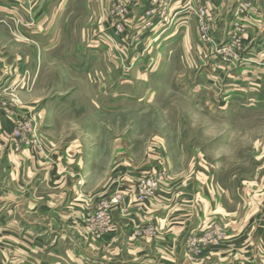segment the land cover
<instances>
[{
  "label": "rangeland",
  "instance_id": "rangeland-1",
  "mask_svg": "<svg viewBox=\"0 0 264 264\" xmlns=\"http://www.w3.org/2000/svg\"><path fill=\"white\" fill-rule=\"evenodd\" d=\"M173 3L0 0V50H12L14 67L28 60L25 76L45 110L58 98L80 103L83 114L66 113L58 127L67 142L90 136L103 166L125 135L141 156L160 147L179 166H207L220 189L263 195L264 91L252 85L264 71L248 69L240 28L221 41L204 4ZM24 119L35 136L37 111ZM23 137L24 147L36 145L30 131ZM203 241L216 243L213 235Z\"/></svg>",
  "mask_w": 264,
  "mask_h": 264
},
{
  "label": "crops",
  "instance_id": "crops-1",
  "mask_svg": "<svg viewBox=\"0 0 264 264\" xmlns=\"http://www.w3.org/2000/svg\"><path fill=\"white\" fill-rule=\"evenodd\" d=\"M173 1L174 9L204 4L221 41L240 28L248 69L263 73L264 0ZM6 48L0 50V264H264V194L233 195L207 166H179L160 147L141 156L125 135L103 166V148L90 136L67 142L58 127L66 113L74 120L83 114L80 103L58 98L45 110L44 96L25 76L28 60L12 66ZM256 83L252 90L264 91V77ZM33 110L36 145L17 150L12 132ZM159 172L167 174L160 189L139 195V182ZM116 196L111 226L96 222L99 204ZM209 235L212 246L203 241ZM192 238L197 248L189 246Z\"/></svg>",
  "mask_w": 264,
  "mask_h": 264
},
{
  "label": "built area",
  "instance_id": "built-area-1",
  "mask_svg": "<svg viewBox=\"0 0 264 264\" xmlns=\"http://www.w3.org/2000/svg\"><path fill=\"white\" fill-rule=\"evenodd\" d=\"M249 5L247 3H245L242 6V9L240 10V13H244L247 9H248ZM200 14L202 19H206V9L202 8L200 10ZM236 45L240 44V41L235 42ZM17 130L14 132L15 138H18L22 144L24 143V137L23 135L25 133H28L30 131L31 136L29 139H32L33 141L36 140V135L34 136L33 132H35L34 129H32V126L30 123L26 122V121H21L17 126H16ZM35 138V139H34ZM17 150H19V147H16ZM167 178V174L165 172H159L153 175H150L146 178H143L139 184H138V192L139 195L141 196H151L152 194H154L155 192H157L160 189L161 186V182L162 180ZM120 201V197L116 196L114 198H112L109 201H103L99 204L98 206V213H97V217H96V222L103 224L107 227H110L112 222L111 219L109 218V214L111 213L112 208L117 205ZM199 243V242H198ZM189 246L191 248H197L198 244L196 243V241H192V243H189Z\"/></svg>",
  "mask_w": 264,
  "mask_h": 264
}]
</instances>
